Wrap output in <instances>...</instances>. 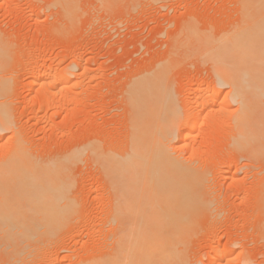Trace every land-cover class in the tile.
<instances>
[{
	"label": "rangeland",
	"instance_id": "374dc122",
	"mask_svg": "<svg viewBox=\"0 0 264 264\" xmlns=\"http://www.w3.org/2000/svg\"><path fill=\"white\" fill-rule=\"evenodd\" d=\"M243 2L0 0V171L65 176L61 204L46 220L28 193L44 182L30 181L26 198L19 182L8 185L4 205L28 231L10 246L0 234V264H90L112 253L131 221L117 203L113 157L131 140V91L158 71L152 89L167 93L179 114L168 151L200 175L206 203L184 264H213L224 249L233 260L218 264H264V154L237 141V106L218 78L228 63L217 44L238 29ZM213 91L228 98L229 111L219 102L195 108ZM194 112L200 124L185 146L180 130Z\"/></svg>",
	"mask_w": 264,
	"mask_h": 264
},
{
	"label": "bare ground",
	"instance_id": "6f19581e",
	"mask_svg": "<svg viewBox=\"0 0 264 264\" xmlns=\"http://www.w3.org/2000/svg\"><path fill=\"white\" fill-rule=\"evenodd\" d=\"M242 4V19L238 29L220 39L217 44V55L225 56L228 63L226 69L218 68L222 71L218 78L220 84L230 86L229 95L237 106V141L247 149L264 154V0H244ZM0 44L1 59L5 45L2 42ZM161 76V71L147 72L138 79L136 87L139 88L131 91L135 113L131 140L124 153L113 157L122 190L117 203L131 221L125 233L117 236V245L112 253L90 264H184L185 240L192 235L195 219L206 203L202 196L200 175L184 169L168 151L167 142L174 136L179 114L167 93L157 96L152 89ZM214 93L208 95L206 100L198 98L194 103L195 108L201 104L205 107L209 103L214 105L219 102L224 104V112L229 111L230 107L225 106L228 98L222 99L220 93ZM1 111L0 119H4L6 114ZM194 113L183 121L180 130L185 146L200 124L198 114ZM17 153L20 154L18 150ZM23 167L18 175L12 171H0V200H3L0 202V234L8 246L12 245L13 235L22 239L28 231L24 226L25 219L22 216L15 218L10 208L4 205L10 195L9 184L19 182L18 190L24 197L30 181V185L32 181L49 184H44L40 190V187L37 188L35 193L28 190L35 205L39 206L38 216L44 213V220L54 215L61 204L58 203L63 199L60 184L65 176L60 170L49 168L46 171L53 174L45 172L41 175L30 168L28 171L24 167V170ZM262 194L260 192V196ZM215 254L213 264H218L222 258L231 262L233 260L225 249Z\"/></svg>",
	"mask_w": 264,
	"mask_h": 264
}]
</instances>
